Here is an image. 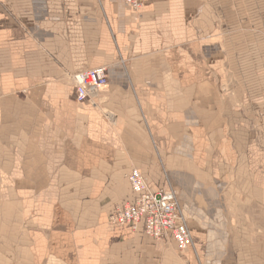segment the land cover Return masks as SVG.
<instances>
[{
    "label": "crops",
    "instance_id": "0c3cea01",
    "mask_svg": "<svg viewBox=\"0 0 264 264\" xmlns=\"http://www.w3.org/2000/svg\"><path fill=\"white\" fill-rule=\"evenodd\" d=\"M132 169L183 195L186 251L109 226ZM33 235V264H264V0H0V264Z\"/></svg>",
    "mask_w": 264,
    "mask_h": 264
},
{
    "label": "built area",
    "instance_id": "2783aa9c",
    "mask_svg": "<svg viewBox=\"0 0 264 264\" xmlns=\"http://www.w3.org/2000/svg\"><path fill=\"white\" fill-rule=\"evenodd\" d=\"M133 12H139L147 0H122ZM75 82L76 102L96 105L98 97L109 84L107 68H97L78 73L72 77ZM134 195L132 202L116 208L110 215L113 227H128L137 232L142 226L144 233L158 243L172 242L180 252L192 246V237L181 217L178 202L172 192L152 191L141 172L132 169L127 176Z\"/></svg>",
    "mask_w": 264,
    "mask_h": 264
},
{
    "label": "rangeland",
    "instance_id": "374dc122",
    "mask_svg": "<svg viewBox=\"0 0 264 264\" xmlns=\"http://www.w3.org/2000/svg\"><path fill=\"white\" fill-rule=\"evenodd\" d=\"M261 47L263 48V46L261 45ZM261 48V49H262ZM263 50V49H262ZM254 70H259V67L257 69H254ZM229 81H228V84L230 83H233L235 84L236 83V78L235 76H229ZM233 85L231 84L229 86V88H231ZM74 99L76 100V91L74 90V95H73ZM128 176V175H127ZM33 178H34V175H33ZM128 181V179H127ZM129 183V182H128ZM131 188V187H130ZM120 189V190H119ZM125 189V188H124ZM123 190V188H117V191H120L118 192V195L121 193V191ZM163 191H169V192H172L174 194V196L176 197V200L178 202V208H179V212H180V215L182 218H184V220L186 221V225L188 227V223H187V220L186 218L184 217L183 215V209H182V194L178 193V191H173L172 189H168V190H164ZM180 203V204H179ZM124 206V205H123ZM181 206V207H180ZM122 207V206H121ZM118 208V207H116ZM116 208L114 210H116ZM35 209L37 210V205L35 206ZM114 210L110 213V215L114 212ZM38 212L40 213L41 211L38 210ZM37 214V212H36ZM110 215H109V218H108V224H109V219H110ZM109 226H111L109 224ZM113 227V226H111ZM127 227V226H126ZM188 230H189V227H188ZM190 232V230H189ZM191 234V233H190ZM18 236H16L17 238ZM22 237V236H21ZM192 237V235H191ZM42 238V237H41ZM27 246L29 247L28 244H23L22 242L21 243H16V247H15V257H16V260H23V259H30V261L32 262V264L35 262V259L37 260V258L39 259H42V240H38V237L37 236H31V241H30V247H31V250H23V247H25V249H27Z\"/></svg>",
    "mask_w": 264,
    "mask_h": 264
}]
</instances>
